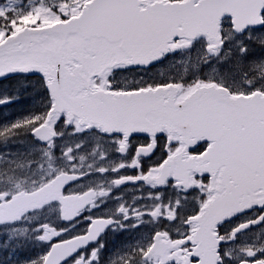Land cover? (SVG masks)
<instances>
[{
	"label": "snow or ice",
	"instance_id": "obj_1",
	"mask_svg": "<svg viewBox=\"0 0 264 264\" xmlns=\"http://www.w3.org/2000/svg\"><path fill=\"white\" fill-rule=\"evenodd\" d=\"M0 264H264V0H0Z\"/></svg>",
	"mask_w": 264,
	"mask_h": 264
}]
</instances>
